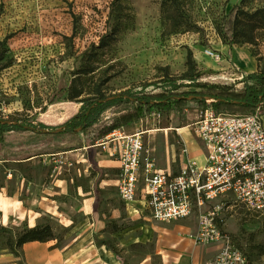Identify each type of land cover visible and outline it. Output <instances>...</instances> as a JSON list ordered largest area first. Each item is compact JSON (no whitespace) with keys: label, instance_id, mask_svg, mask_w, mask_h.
Instances as JSON below:
<instances>
[{"label":"rangeland","instance_id":"1","mask_svg":"<svg viewBox=\"0 0 264 264\" xmlns=\"http://www.w3.org/2000/svg\"><path fill=\"white\" fill-rule=\"evenodd\" d=\"M112 2L0 0L1 120L57 127L98 86L106 97L124 91L167 93L170 80L187 83L181 77L188 69V52L199 83L229 86L239 93L252 84L251 73H264V29L255 32L253 44L229 45L235 37L227 31L233 7L251 13L264 8V0H124L122 20L110 16ZM105 34H110L108 44L100 47ZM241 59L246 67L239 66ZM90 67L91 74L80 73ZM193 91L199 90L186 87L176 93ZM72 93L78 97L71 99ZM121 109L105 111L96 128ZM197 110L194 105L183 111L154 108L142 122L119 130L131 134L141 126L149 131L144 154L163 168L166 157L172 159L174 129H180L193 155L203 150L182 129ZM259 113L264 127V106ZM58 133L9 134L0 146V207L11 217L3 221L5 227L0 225V247L27 228L48 226L59 248L68 245L80 253L88 247L77 240L106 242L122 264H201L217 249L193 242L198 211L170 223L157 222L146 212L134 214L117 195L114 158L102 146L94 147L100 140L93 141L92 131ZM221 217L233 243L251 262L264 264V217L232 199Z\"/></svg>","mask_w":264,"mask_h":264},{"label":"built area","instance_id":"2","mask_svg":"<svg viewBox=\"0 0 264 264\" xmlns=\"http://www.w3.org/2000/svg\"><path fill=\"white\" fill-rule=\"evenodd\" d=\"M182 129L203 150L193 155L180 129H174L172 159L166 157L163 168L144 154L149 131L141 126L131 134L115 130L94 147L102 146L114 158L117 195L134 214L146 212L157 222L170 223L198 211L193 242L217 247L203 264H254L223 230L221 212L232 199L247 212L264 217V127L259 108L241 114L216 112L208 105ZM197 155L202 156L201 162Z\"/></svg>","mask_w":264,"mask_h":264},{"label":"trees","instance_id":"3","mask_svg":"<svg viewBox=\"0 0 264 264\" xmlns=\"http://www.w3.org/2000/svg\"><path fill=\"white\" fill-rule=\"evenodd\" d=\"M123 1L113 0L110 16L114 14L115 18L121 20L126 17L122 10ZM227 27V31L232 34L233 38L235 37L229 41V45L241 42L253 44L256 40L255 32L259 29H264V8L250 13L244 11L239 6L233 7L230 11V19ZM227 31L225 34H227ZM109 36L110 34H105L100 38V47L108 44L107 39ZM186 64L188 69L181 77V80L187 81V83H178L177 80H170L167 83L170 91L167 93L133 95L129 91H124L112 100L99 103L98 101L105 99L106 96H104L101 88L98 86L95 88L92 96L78 101L81 103L79 111L57 127H49L42 123L34 126L27 122H19V125L0 122V146L6 142L9 134H11V137L21 136L31 132L39 135H53V131L58 128L62 129L58 134L65 136H71L77 131H92L94 133L93 141L95 142L123 126H128L139 121L151 109L167 110L174 107L177 110L183 111L192 105L198 109H205L208 106L206 101L208 98L211 100L210 106L216 112L249 114L254 113L258 108L261 109L264 106L263 72L251 73L249 78L252 84H246L242 92L236 93L229 86L199 83L195 72V63L192 60L190 52L187 54ZM92 72H94V69L90 67L82 69L80 73L88 75ZM186 87H191L199 91L176 93V91ZM175 96L182 98L175 99ZM188 96H194V98L191 100L185 99ZM77 97L78 93H72L70 98L75 99ZM114 107L122 109L109 122L103 123L100 127L96 128L102 114ZM43 129L48 130V133H43ZM51 239L53 237L50 227L45 226L40 228L34 226L27 228L16 239H8L5 246L12 253L17 254L16 248L27 241L45 242ZM105 244L116 256L115 250L110 248L107 243Z\"/></svg>","mask_w":264,"mask_h":264},{"label":"crops","instance_id":"4","mask_svg":"<svg viewBox=\"0 0 264 264\" xmlns=\"http://www.w3.org/2000/svg\"><path fill=\"white\" fill-rule=\"evenodd\" d=\"M239 66L246 67L243 62H240ZM10 218L4 208L0 207V225L5 227L3 221H8ZM76 242L80 246H87L88 248L80 253L77 248H71L68 245L59 248L54 239L45 242L27 241L16 248L17 254L12 253L6 246H1L0 264H122L109 250L105 244L106 242H102L99 245H96L93 239H81ZM214 251L209 252L202 259L201 264Z\"/></svg>","mask_w":264,"mask_h":264},{"label":"water","instance_id":"5","mask_svg":"<svg viewBox=\"0 0 264 264\" xmlns=\"http://www.w3.org/2000/svg\"><path fill=\"white\" fill-rule=\"evenodd\" d=\"M118 96H119V94H117V95H111V96L106 97V98L103 99V100H99L98 102H99V103H102V102H105V101H109V100H112V99H114V98H116V97H118ZM174 98H175V99H180V98H182V97H180V96H175ZM183 98H184V97H183ZM193 98H194V96H188V97H186L185 99H187V100H191V99H193ZM206 101H211V100L208 98ZM0 122H1V123H7V124H15V125H19V124H20V123L17 122V121H8V120H0ZM61 130H62V129L58 128V129L54 130L53 133L60 132ZM42 132H43V133H48V130L43 129Z\"/></svg>","mask_w":264,"mask_h":264},{"label":"bare ground","instance_id":"6","mask_svg":"<svg viewBox=\"0 0 264 264\" xmlns=\"http://www.w3.org/2000/svg\"><path fill=\"white\" fill-rule=\"evenodd\" d=\"M241 62H243L244 63V61L241 59ZM235 64H237L236 62H235ZM247 66V64L246 63H244V66ZM238 66V65H237ZM112 163H113V161H111Z\"/></svg>","mask_w":264,"mask_h":264}]
</instances>
